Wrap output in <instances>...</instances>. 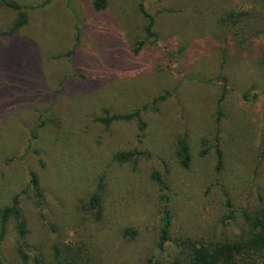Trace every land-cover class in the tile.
Masks as SVG:
<instances>
[{
	"label": "rangeland",
	"instance_id": "374dc122",
	"mask_svg": "<svg viewBox=\"0 0 264 264\" xmlns=\"http://www.w3.org/2000/svg\"><path fill=\"white\" fill-rule=\"evenodd\" d=\"M10 1L26 9L28 23L12 31L17 12L0 5V209L20 195L28 234L19 240L12 219L0 224V261L21 264V243L31 257L24 264H50L52 247L70 243L83 264H148L158 255L165 195L154 172L170 186L175 239L239 235L240 219L224 220V193L237 210L264 206V0H108L102 14L92 0ZM140 4L154 18L155 36L144 31ZM231 11L245 14L236 26ZM137 109L143 135L135 121L109 128L96 121ZM183 136L188 170L174 160ZM136 149L134 162L113 160ZM100 177L96 219L86 204ZM167 251L175 255L172 245Z\"/></svg>",
	"mask_w": 264,
	"mask_h": 264
},
{
	"label": "trees",
	"instance_id": "16d2710c",
	"mask_svg": "<svg viewBox=\"0 0 264 264\" xmlns=\"http://www.w3.org/2000/svg\"><path fill=\"white\" fill-rule=\"evenodd\" d=\"M108 0H92L90 2L91 8L94 13L102 14L107 8ZM0 5L6 8H10L17 12V17L14 21L12 31L21 29L28 23V14L25 8L21 7L14 1L0 0ZM141 14L146 19L145 33L148 37L155 36L151 31L154 24V18L150 16L142 4L139 5ZM243 12L234 13L231 11L227 14V19L236 26L238 19L244 16ZM75 48L65 56L70 57L75 54L76 46L79 44V34H77ZM226 80L223 78V91L217 101V110L215 120L220 121L222 113V102L226 95ZM256 97V96H254ZM165 97L160 98L162 101ZM244 99L248 100L247 95H243ZM157 98L154 99L156 103ZM146 107V106H145ZM143 109V108H142ZM142 109H137L131 112L124 113H109L105 112L104 116L96 118V121L102 124L105 128H109L116 122L135 121L140 135L144 134L146 129V123L142 119ZM217 136L215 138L214 156H215V173L219 174L223 170V152L220 148V130L217 128ZM174 153V160L177 167L180 170H188L191 165L190 147L187 143L186 137H180L176 141ZM205 150L200 154L204 155ZM142 153L139 150L117 152L113 155V160L117 163L124 164L127 162L136 161L137 157ZM152 177L159 184L160 190L165 194L164 200L160 207V217L158 221V235L156 241V247L158 251L157 256H153L148 260V264H257L256 258H259V264H264V206H260L258 209L253 210H237L234 208L231 199L228 194L224 193L222 199V209L224 220L228 223H232L237 218L242 223V230L232 240H210L203 239L200 236L189 238L175 239L172 236L174 213L169 203L170 201V186L166 183L160 173L154 172ZM30 186L34 190L35 197L38 199V203L42 201V191L39 188L38 177L35 173H30ZM104 189L103 178L100 177L95 191L90 195L86 209L90 211L96 219H100L102 216V195ZM262 202V197L259 198ZM14 220L15 231L19 240L24 239L28 234L27 223L24 219L22 209L20 207V195H15L11 199V203L4 208L0 209V224L5 227L9 220ZM135 231L127 229L124 231V237L133 239L135 237ZM172 245L175 249V255L171 256L168 253V247ZM81 250L74 248L72 244L66 243L64 248H60L58 245L52 247L53 261L50 264H83V256H80ZM18 255L21 264L27 263L31 257L28 248L19 243ZM159 256V257H158ZM165 257L166 259H163ZM35 263H39V258H33ZM0 264H3L0 261Z\"/></svg>",
	"mask_w": 264,
	"mask_h": 264
}]
</instances>
